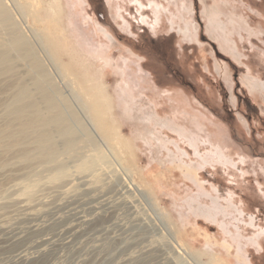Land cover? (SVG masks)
Here are the masks:
<instances>
[{
    "label": "rangeland",
    "instance_id": "rangeland-1",
    "mask_svg": "<svg viewBox=\"0 0 264 264\" xmlns=\"http://www.w3.org/2000/svg\"><path fill=\"white\" fill-rule=\"evenodd\" d=\"M19 1L56 84L100 113L106 163L0 232V264H264V0Z\"/></svg>",
    "mask_w": 264,
    "mask_h": 264
},
{
    "label": "bare ground",
    "instance_id": "bare-ground-1",
    "mask_svg": "<svg viewBox=\"0 0 264 264\" xmlns=\"http://www.w3.org/2000/svg\"><path fill=\"white\" fill-rule=\"evenodd\" d=\"M25 13L19 0H0V232L3 235L16 223L37 219L52 208L67 206L81 194L94 192L96 173L101 170V163H106L104 156L91 153L97 151L99 141L103 140L96 124L100 113H96L94 104L81 98L69 80L65 81L67 92L56 84L20 25ZM31 29L29 32L37 38ZM35 225L39 226L31 224L30 229H35Z\"/></svg>",
    "mask_w": 264,
    "mask_h": 264
}]
</instances>
